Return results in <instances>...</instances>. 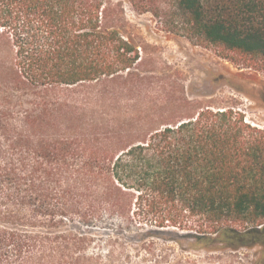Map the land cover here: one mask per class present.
Wrapping results in <instances>:
<instances>
[{
  "label": "trees",
  "instance_id": "1",
  "mask_svg": "<svg viewBox=\"0 0 264 264\" xmlns=\"http://www.w3.org/2000/svg\"><path fill=\"white\" fill-rule=\"evenodd\" d=\"M125 1L0 0V264H150L168 243L264 264V127L120 109L149 78ZM127 1L264 73V0Z\"/></svg>",
  "mask_w": 264,
  "mask_h": 264
},
{
  "label": "rangeland",
  "instance_id": "2",
  "mask_svg": "<svg viewBox=\"0 0 264 264\" xmlns=\"http://www.w3.org/2000/svg\"><path fill=\"white\" fill-rule=\"evenodd\" d=\"M132 38L143 59L136 72L149 78L136 79L134 89L119 87L120 109L136 112L158 105L163 118L194 113L200 106H231L249 121L264 127V73L237 65L221 57L214 49L194 44L168 27L152 12L137 13L126 0ZM138 102V104H136ZM108 234L109 228L101 229ZM176 247L170 258L150 264H250L258 249L240 251H182ZM179 254V255H178Z\"/></svg>",
  "mask_w": 264,
  "mask_h": 264
}]
</instances>
